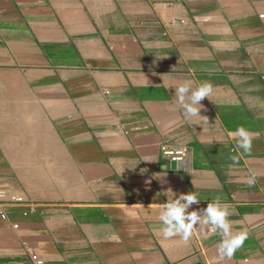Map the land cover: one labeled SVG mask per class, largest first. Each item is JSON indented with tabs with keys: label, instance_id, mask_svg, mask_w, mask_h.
<instances>
[{
	"label": "crops",
	"instance_id": "1",
	"mask_svg": "<svg viewBox=\"0 0 264 264\" xmlns=\"http://www.w3.org/2000/svg\"><path fill=\"white\" fill-rule=\"evenodd\" d=\"M169 188L230 206L232 259L163 239ZM0 207V264H264V0H0Z\"/></svg>",
	"mask_w": 264,
	"mask_h": 264
},
{
	"label": "clouds",
	"instance_id": "2",
	"mask_svg": "<svg viewBox=\"0 0 264 264\" xmlns=\"http://www.w3.org/2000/svg\"><path fill=\"white\" fill-rule=\"evenodd\" d=\"M212 93L213 85L211 83L205 82L193 88L190 80L185 81L175 89V103L183 110L184 119L190 121L193 118L201 117V102L206 98L208 99ZM230 135L240 137L238 147L242 148L244 152L251 151L254 133L239 128ZM164 193L166 196L171 193L172 197L167 199L158 214V219L162 223L159 231L162 232L163 239L167 240L179 236L187 244L197 226L208 225L210 232H219L223 237H226L217 245L220 260L232 259L248 239L247 231L232 234V221L228 219L232 212L227 203L214 200L209 202L206 208L189 211L193 204L199 205L200 203L197 193L180 194L178 198L171 188ZM113 239L118 241L119 238L114 236Z\"/></svg>",
	"mask_w": 264,
	"mask_h": 264
},
{
	"label": "built area",
	"instance_id": "3",
	"mask_svg": "<svg viewBox=\"0 0 264 264\" xmlns=\"http://www.w3.org/2000/svg\"><path fill=\"white\" fill-rule=\"evenodd\" d=\"M161 154L164 157L170 159L172 162L178 163V162L187 161V159L189 158V155H190V151L186 147H183V148H172V147H169L167 145H163V146H161ZM17 201L18 202H22L23 199L18 198ZM0 217L2 219H6L7 218L6 213L2 211L1 207H0ZM33 260L37 264H42V261L36 255L33 256Z\"/></svg>",
	"mask_w": 264,
	"mask_h": 264
}]
</instances>
